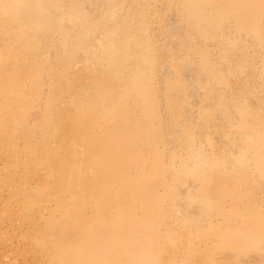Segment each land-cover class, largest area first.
Returning a JSON list of instances; mask_svg holds the SVG:
<instances>
[{
    "label": "bare ground",
    "instance_id": "obj_1",
    "mask_svg": "<svg viewBox=\"0 0 264 264\" xmlns=\"http://www.w3.org/2000/svg\"><path fill=\"white\" fill-rule=\"evenodd\" d=\"M0 264H264V0H0Z\"/></svg>",
    "mask_w": 264,
    "mask_h": 264
}]
</instances>
